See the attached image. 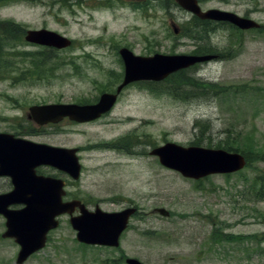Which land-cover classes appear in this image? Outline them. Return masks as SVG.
<instances>
[{"label":"rangeland","instance_id":"374dc122","mask_svg":"<svg viewBox=\"0 0 264 264\" xmlns=\"http://www.w3.org/2000/svg\"><path fill=\"white\" fill-rule=\"evenodd\" d=\"M105 5L0 0V133L79 148L82 174L69 186L72 196L90 211L137 209L119 248L79 244L64 215L46 247L24 264H126L127 258L143 264H264V197L258 199L264 190V0H207L208 8L263 26L244 32L219 25L203 42L213 45L217 60L163 82L129 85L97 123L67 119L38 126L28 119L34 105L92 104L115 91L124 75L121 47L142 56L193 53L199 31L193 30V39L175 37L170 25V19L190 18L175 0H149L130 11L123 3ZM41 28L72 39V47L54 50L25 41L26 30ZM195 84L212 86L199 90ZM169 142L212 149L230 143L253 157L239 173L195 181L150 154ZM3 185L0 179V191ZM159 208L170 216L155 213ZM5 230L0 217V264H18L20 247L2 238Z\"/></svg>","mask_w":264,"mask_h":264},{"label":"water","instance_id":"95a60500","mask_svg":"<svg viewBox=\"0 0 264 264\" xmlns=\"http://www.w3.org/2000/svg\"><path fill=\"white\" fill-rule=\"evenodd\" d=\"M185 10L201 19L229 22L242 30L259 29L256 21L239 15L212 9L202 12L197 0H176ZM26 39L55 48H66L71 41L55 32L41 30L29 31ZM125 62V78L116 94L105 93L99 102L93 105L49 104L33 106L30 118L39 125L57 124L69 118L71 121L86 123L100 118L109 112L124 87L136 81L161 82L171 74L215 58L212 56H187L156 54L152 57L135 56L127 49L121 50ZM77 150L53 148L14 139L11 135L0 134V176H11L15 190L0 196V213L7 218L5 238H15L21 246L17 263L23 264L28 258L46 245L47 234L58 228L57 217L69 214L71 225L77 231V240L91 246H107L117 248L120 237L127 229L130 218L137 211L128 208L121 212L108 213L99 207L89 211L80 201L64 203L63 182L51 178L35 177L34 169L41 164L51 165L69 173L79 180L81 164L76 156ZM151 155L158 157L160 163L181 173L184 177L200 180L211 175L234 174L245 168L247 160L237 152L204 147H183L168 143L155 148ZM25 204L21 211H10L13 204ZM76 208L81 215L73 216ZM157 213L168 217L165 209H157ZM127 264H143L137 259L128 258Z\"/></svg>","mask_w":264,"mask_h":264},{"label":"flooded vegetation","instance_id":"af4514ba","mask_svg":"<svg viewBox=\"0 0 264 264\" xmlns=\"http://www.w3.org/2000/svg\"><path fill=\"white\" fill-rule=\"evenodd\" d=\"M65 1H67V0H65ZM73 1H75V0H73ZM121 1H123V2H121ZM103 2L106 5H111V4L120 5L123 3L125 5L121 6V7H125V8L127 7V9H129V11L135 10V8H136L135 5H137V4H143L144 2H146V4L149 5V0H103ZM206 2H207V0H197V4L199 5L202 12H207L211 9H214L213 7L212 8L206 7L205 6ZM117 3H120V4H117ZM181 9L185 14L189 15L190 18L185 19L183 21V23H180L179 21H177L175 19H170V25L173 29L174 36L180 37L181 35H183L185 38H188V39L192 38L193 39V37H192L193 36L192 35L193 30L197 29L199 31V34L196 36L195 40L191 44V45H193V46H191V47H193V53H191L189 55H196V56H202V57L203 56H212V57H215L217 60L219 58V55L217 53H215L213 45L212 44L203 45V42L210 40L211 35H213L214 32L219 29V25H221L220 22L211 21V20H207V19H201L200 17L193 15L192 13H190L189 11H187L183 8H181ZM41 29H43V28H41ZM0 47H1V45H0ZM123 48H128L133 53H135L131 49V47H121L118 51L119 55H120V50ZM120 60H121V62H123L121 56H120ZM123 64H124V62H123ZM98 100L92 104H96L98 102ZM119 101H120V96H118L115 105H118ZM108 114L103 115L101 118H99L95 121H92L89 123H82V124L97 123L103 117H105ZM67 119L68 118H65L63 121H67ZM68 121H70V120L68 119ZM70 122L75 123V124H81V123H77V122H73V121H70ZM58 147L69 148V147H64V146H58ZM75 149H77L79 151L78 154H80L79 148H75ZM80 162H81V159H80ZM46 168L53 170L54 172H57V174L54 172H51V171H47V170L45 172L43 169H46ZM36 174L38 176H44V177L52 178V179H55L57 181L63 182V188L62 189L65 193L64 198H63L64 202H69V201H73V200L77 199L75 196H72L73 194L71 193V191H69V188H70L69 186L72 185L71 182H76V180L66 171H63L59 168L52 167V166H40L36 169ZM0 179L4 180V185H3L4 188H3V190L0 191V194H6V193L11 192L14 188L11 178L2 177ZM81 201L83 203H85L83 200H81ZM22 208H24V205H18V206L13 207V209H15V210L22 209Z\"/></svg>","mask_w":264,"mask_h":264},{"label":"trees","instance_id":"16d2710c","mask_svg":"<svg viewBox=\"0 0 264 264\" xmlns=\"http://www.w3.org/2000/svg\"><path fill=\"white\" fill-rule=\"evenodd\" d=\"M183 72H185V71H182V72H179V73H183ZM179 73H177L175 75H180ZM175 75H172V77H174ZM198 85H199V90H203V89H205L207 87H211L212 86V85H207V84H205V85L195 84V85H192V86H198ZM171 89H172V86H171ZM229 136H228V138H229ZM235 142H236V139H235ZM196 145H199V144H196ZM216 148H222V149H225V150H227L229 152H239L240 151V147L231 145L230 143L226 144V146L223 145L222 143H217ZM247 150L249 151L248 148L243 149L242 154L247 157L248 165H249L250 164V159H252L253 155H252V153L250 151H249L250 152L249 153ZM249 154H251V156ZM260 191H261V194L259 195L258 199L264 197V190H260ZM249 196L251 197V200L254 201L253 198H257L256 191L252 192ZM229 239H231V237L227 236L225 240H229Z\"/></svg>","mask_w":264,"mask_h":264}]
</instances>
